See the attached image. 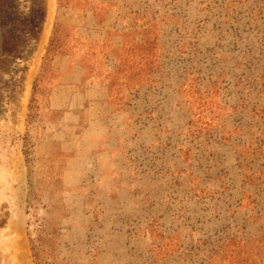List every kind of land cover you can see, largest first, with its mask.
I'll use <instances>...</instances> for the list:
<instances>
[{
  "label": "rangeland",
  "instance_id": "1",
  "mask_svg": "<svg viewBox=\"0 0 264 264\" xmlns=\"http://www.w3.org/2000/svg\"><path fill=\"white\" fill-rule=\"evenodd\" d=\"M3 4L0 264H35L43 221L59 228L50 264H235L249 241L264 260V0ZM55 22L112 31L133 55L145 33L158 40L154 83L96 101L100 141H81L79 156L49 144L63 120L51 100L60 57L40 77Z\"/></svg>",
  "mask_w": 264,
  "mask_h": 264
},
{
  "label": "trees",
  "instance_id": "2",
  "mask_svg": "<svg viewBox=\"0 0 264 264\" xmlns=\"http://www.w3.org/2000/svg\"><path fill=\"white\" fill-rule=\"evenodd\" d=\"M0 1V14H3L4 0ZM79 1L82 2V0ZM58 3H60V0H58ZM67 6H70V4H67ZM91 11L96 19V12L93 9ZM115 34L114 32L107 30L89 32L85 28H71V26L69 27L65 24L55 22L53 24L51 37L45 51V56L43 57L40 77L48 71L49 63L51 62L53 64L57 57L69 59L73 58L80 62L84 71V80L86 81V76H88L89 79L91 72L94 71L93 69H89V67H87L86 60L89 57L92 59L94 56L97 57L95 52L101 50V53L98 52L100 55L99 61L102 62L101 68L99 70L98 67H95V78L89 79V81L103 85L106 88L109 97L112 95L114 88H117V86L118 90H129L132 92L134 91V93H138L141 91L140 89L142 87H146L145 84L147 83V80H150V85L154 83V78H152V74L154 72H152V67L148 60L153 55L154 51L157 52V38L149 40L147 34L145 33V37L141 39V44L137 46L135 51L138 55H133L132 51H130L131 54L126 51L124 53L125 44L123 45V43H121V46L117 47L109 41V37ZM122 36L124 37L125 35L122 34ZM128 57H132L134 59L135 65H132V68L126 67L124 64ZM149 66L150 75L148 76L149 79H147L143 77L145 74H142V72L149 68ZM55 74L57 75V81H59V74L56 72ZM150 76L152 79H150ZM40 77L38 78V84L41 81ZM141 77H143V79ZM114 81H118V83L116 84ZM38 84L36 83L33 86L30 109H35L37 106V101L34 96L36 94ZM57 84L58 83H56L52 88L54 89ZM177 92H179V90H177ZM188 185H191L188 192L189 195H194L197 190L192 188L193 181H189ZM34 194L37 195V193H33V196ZM58 229L59 228L51 226L49 222L43 221L38 225V229L33 230L34 235L30 238V243L32 257L35 264H50L49 252L53 248V240L55 238V233L58 232ZM229 242L231 241L229 240ZM246 243L249 245L245 247ZM238 244H241L245 250L242 252L241 256L239 255L238 263L235 264H264L263 259H255L254 246L256 247L257 244L254 241L238 242Z\"/></svg>",
  "mask_w": 264,
  "mask_h": 264
},
{
  "label": "crops",
  "instance_id": "3",
  "mask_svg": "<svg viewBox=\"0 0 264 264\" xmlns=\"http://www.w3.org/2000/svg\"><path fill=\"white\" fill-rule=\"evenodd\" d=\"M58 63L62 64L63 69L58 72L59 82L52 92L51 100L58 103V105L54 103V109L62 110L63 120L60 129L54 131L49 144L53 152L74 153L79 156L83 155L79 152L82 149L81 141L86 140L90 144L92 141H100L97 136L98 129L105 123L101 121L98 113L100 107L96 101L104 100L108 93L103 85L96 82H89L86 83L87 86H83L86 82L84 71L77 59L59 58ZM70 130H73L72 136L65 139L66 136L61 134ZM101 146L99 143L94 144L92 151Z\"/></svg>",
  "mask_w": 264,
  "mask_h": 264
}]
</instances>
